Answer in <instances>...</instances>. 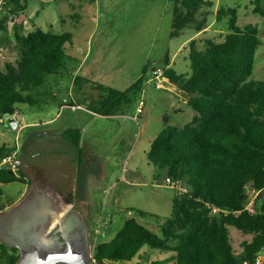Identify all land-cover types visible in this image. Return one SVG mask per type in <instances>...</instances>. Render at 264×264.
<instances>
[{"label":"trees","instance_id":"1","mask_svg":"<svg viewBox=\"0 0 264 264\" xmlns=\"http://www.w3.org/2000/svg\"><path fill=\"white\" fill-rule=\"evenodd\" d=\"M180 3L174 8L171 36L186 27L197 33L203 31L205 26L195 22V15L203 4L211 3ZM253 3L254 11L262 12V0ZM27 6L28 0H6L2 7L0 47L10 49L16 41L20 43L18 58L0 65V118L18 112L21 104L50 102H60L62 107L87 105L89 110L104 116L125 115L143 91L149 66L145 65L142 74L124 90L75 75V95L65 105L59 86L62 77H70L66 51L73 35L39 27L25 31L22 15ZM222 16L228 17L229 29L222 41L208 39L206 47L198 49L193 37L181 48L189 50V74H179L169 67L168 55L163 66L164 76L185 94L194 113L183 126L170 124L165 117L163 129L153 138L147 157L164 171V176L157 179L181 180L188 192L174 194L172 215L158 223L161 235L129 217L112 239L96 244V264L132 260L146 247L171 252L167 259L152 264H244L253 262L263 247L264 80L248 79L254 70L260 30L254 24L239 26L237 7H220L216 19L221 20ZM8 22L13 23L10 35L6 34ZM63 137L80 153V128L65 129ZM14 150L1 145L0 159ZM15 181L28 182L23 169L19 177L0 169V196L1 185ZM247 185L263 190L253 208L246 207ZM12 204L6 202L0 211ZM212 207L223 211L212 214ZM229 226L253 234L251 241L243 242L240 253L233 248ZM92 230L94 235L93 225ZM18 257L15 247L0 241V264H14Z\"/></svg>","mask_w":264,"mask_h":264},{"label":"rangeland","instance_id":"2","mask_svg":"<svg viewBox=\"0 0 264 264\" xmlns=\"http://www.w3.org/2000/svg\"><path fill=\"white\" fill-rule=\"evenodd\" d=\"M71 1L28 0L22 15L25 31H34L39 26L46 31L73 35L66 51L70 77H62L59 86L60 98L65 105L75 95V75L124 90L142 74L145 65L149 66L147 78L151 69H164L167 55L169 67L179 74H189V50H178L179 46L188 42L186 40L192 34H195L198 49H204L208 39L222 41L229 29L227 16L216 19L220 7H237L239 26L254 24L259 28L254 70L248 79L264 80V0L262 12L258 13L254 11L253 0H206L211 4H203L195 15V22L203 23L204 30L197 33L194 28L186 27L173 37L174 8L181 6V0L177 3L169 0ZM7 27L6 34L10 35L13 23L8 22ZM19 43L16 41L10 49L0 47L2 67L18 58ZM170 86L171 90L157 89L147 80L142 93L125 115H98L69 105L62 107L60 102L21 104L18 117L14 119L19 124L17 129L11 126L8 115L0 122V146L17 149L28 182L1 185L0 206L8 201L18 204L26 197L35 199L37 182L41 179L46 186L53 185L60 190L61 184L57 180H61L66 185L73 184L75 208L72 211H77L91 223L94 230L101 215L111 216L113 226L111 223L107 230L101 228L94 246L112 239L129 217H135L161 235L158 223L172 215L175 191L168 186L153 185L154 177L157 174L164 176V171L150 162L147 154L153 138L163 129L165 117L170 124L183 126L194 113L178 86L174 83ZM141 100L145 105L142 114L138 115L136 110ZM70 126L85 130L84 161L79 164L77 157L75 164L72 163L66 151L55 154L53 150L55 144L51 134ZM40 164L47 167L46 177L42 175ZM55 168L63 174L53 171ZM46 186L41 184V187ZM81 198L86 202L84 206ZM139 211L148 215L140 216ZM229 229L232 234L235 228ZM243 238L249 237L234 233L235 250H241ZM145 250L152 257L165 253L148 247ZM142 264L148 263L144 260Z\"/></svg>","mask_w":264,"mask_h":264},{"label":"water","instance_id":"3","mask_svg":"<svg viewBox=\"0 0 264 264\" xmlns=\"http://www.w3.org/2000/svg\"><path fill=\"white\" fill-rule=\"evenodd\" d=\"M10 123L14 129L19 126L14 120H10ZM34 198L25 199V203L29 202L31 210L25 212L20 220L16 221L18 227L14 241L7 242L0 236L2 243L19 250V257L14 264H94L92 258L94 246L86 251L77 237L71 239L63 234L64 241H60L58 237L48 236L49 229L56 224L59 230L71 225V220H63L66 212L61 215V210L58 208L61 200L49 191L42 192L39 187H37V197ZM36 201L37 206L32 204ZM21 205L20 202L14 208ZM38 207L41 209L37 210ZM8 211L9 209L1 210L0 215H5ZM73 213L79 215L76 211ZM80 219L78 218L76 222L82 223L83 220Z\"/></svg>","mask_w":264,"mask_h":264},{"label":"crops","instance_id":"4","mask_svg":"<svg viewBox=\"0 0 264 264\" xmlns=\"http://www.w3.org/2000/svg\"><path fill=\"white\" fill-rule=\"evenodd\" d=\"M73 2V0L71 1ZM39 27V26H38ZM40 28V27H39ZM46 31V30H44ZM195 36V34H192L191 36H189L187 38L186 41L190 40L191 38H193ZM16 44V42H15ZM184 45V42L179 46V49L182 48ZM75 107L76 109L78 110H82V111H89V112H93L91 110H89L88 108H86L84 105H78V106H73ZM179 109V108H178ZM94 113V112H93ZM97 114V113H95ZM142 114V113H141ZM100 115V114H98ZM193 115V114H192ZM70 127H74V126H70ZM69 128V127H67ZM65 128V129H67ZM74 128H77V127H74ZM79 128V127H78ZM64 130H59L57 131L56 133H53L51 134V136L56 139L54 141V152L55 154H62L64 153L65 154V151L67 152V155L70 156V159H72V163L75 164V159L76 157L78 158L77 160L79 162H77L78 164L80 163V161H84V155H83V140H84V132L85 130H82L81 128V138H80V144H79V148H80V153L78 151L77 148H75L68 140H66L64 137H63V132L65 131ZM20 158V157H19ZM74 159V160H73ZM38 164V163H37ZM39 166V165H38ZM40 166H42V171H43V177H46L47 175V167L43 166L40 164ZM45 167V168H44ZM53 171H58L59 174H63L61 173L58 169H54ZM161 175L160 174H157L154 179H156L157 177H160ZM153 179V180H154ZM43 179L40 180V183L42 185H45L46 186V183L44 181H42ZM39 182H37V187L41 188V191L42 192H50L54 195H56V198L61 200L60 204L58 205V208H60V212H61V215L63 214V212L65 211L66 213H68L69 211H72L74 208H75V203L73 202V184H65V182L61 181V180H57V183L58 184H61V188L60 190L59 189H55V187L53 185H48L46 187H41V184ZM45 183V184H44ZM51 184V183H50ZM161 187V186H159ZM25 193H23L21 196H23ZM22 198V197H21ZM84 198H81L82 202V206H84L83 204H86V202L83 200ZM263 199V197H262ZM72 201V202H71ZM16 203V202H14ZM13 205V204H12ZM11 206H7L5 209H8L10 208ZM83 210H85V207H82ZM74 212V211H72ZM77 212V211H76ZM112 226H113V223H112ZM230 227H233V226H229L228 228ZM235 228V227H234ZM229 232H230V237H232V245H233V235L235 232H240V234L242 233L244 236L248 235L249 238H243V240L241 241V250H235L234 248V245H233V248L235 250L236 253H240L242 251V244L243 242L245 241H251L252 240V237H253V234H246V233H243L242 231L238 230L237 228L233 229V233L231 234V231L229 229ZM162 252H165V251H162ZM166 253H170L169 255L166 254ZM171 255V252H165V253H161V255H156L157 257H152L150 254H148V252L145 250V248L137 255V258L136 260V263L135 264H142V262L145 260L148 264H152L153 261H161V260H165L167 259L169 256ZM134 258V259H135ZM134 260H129V261H124L123 264H126V263H131L133 262ZM121 263V262H120ZM162 264H175L174 261H169V262H163Z\"/></svg>","mask_w":264,"mask_h":264},{"label":"built area","instance_id":"5","mask_svg":"<svg viewBox=\"0 0 264 264\" xmlns=\"http://www.w3.org/2000/svg\"><path fill=\"white\" fill-rule=\"evenodd\" d=\"M6 0H0V17L2 13V7L3 3H5ZM164 69L162 68H156L151 70L150 77L148 79V82L154 83L155 87L157 89H166L171 90L172 83L164 76ZM145 102L144 100H141L139 102V105L137 107V114H141L143 112ZM4 117V116H3ZM3 117L0 118V122H4ZM10 120H14L18 117V112L14 113L13 115H8ZM0 169H6L11 171L16 176H20V171L22 170V162L19 158V154L17 149L12 151L10 154L4 156L2 159H0ZM153 185L155 186H168L172 188L175 193L181 195L188 192L187 185L182 182L181 180H174L169 177H166L164 179H154ZM247 194H248V203L246 205L247 208H253L256 201L258 200L260 194L263 192V190H257L255 188H252L250 185L246 186ZM223 210L212 207L211 212L212 214H217ZM226 211V210H224ZM112 223V218L109 215H101L99 222L95 226L94 234L95 238L94 241H96L100 234H101V228H105L106 230ZM95 247V246H94ZM93 258V256H92ZM94 264H96L95 260L93 259ZM244 264H264V245L261 248L260 252L257 254L255 260L253 262L245 261Z\"/></svg>","mask_w":264,"mask_h":264},{"label":"flooded vegetation","instance_id":"6","mask_svg":"<svg viewBox=\"0 0 264 264\" xmlns=\"http://www.w3.org/2000/svg\"><path fill=\"white\" fill-rule=\"evenodd\" d=\"M25 198V197H24ZM27 198V197H26ZM25 198V199H26ZM25 199L21 201V206L14 208L16 203L11 205L8 211L5 215H0V236L2 239H4L7 242L14 241L16 228L18 227L17 220H20V218L25 214V212L30 211L31 207H29V202L25 203ZM35 206H37V201L32 203ZM41 209V208H37ZM4 210V209H3ZM86 212V210H83ZM87 214V212H86ZM82 219V223L76 222L77 219ZM80 219V220H81ZM63 220H71V225H69L67 228L63 227L62 230H59L58 224L54 225L52 228L49 229L48 236L49 237H58L60 241H64V235L68 238H79L81 240V244L85 247L86 251L90 250L94 246V235L92 230V224L86 221L83 217L80 215L74 214L72 211H69L68 213H65ZM19 231V230H18ZM13 247V246H10ZM17 249V248H16ZM18 250V249H17ZM19 254V250H18Z\"/></svg>","mask_w":264,"mask_h":264}]
</instances>
